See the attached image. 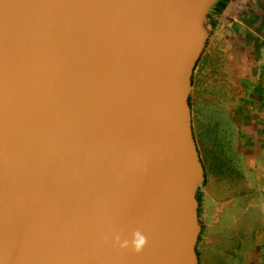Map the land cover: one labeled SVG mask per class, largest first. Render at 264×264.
Returning <instances> with one entry per match:
<instances>
[{"label":"water","instance_id":"water-1","mask_svg":"<svg viewBox=\"0 0 264 264\" xmlns=\"http://www.w3.org/2000/svg\"><path fill=\"white\" fill-rule=\"evenodd\" d=\"M221 1L0 0V264H199L189 98Z\"/></svg>","mask_w":264,"mask_h":264},{"label":"rangeland","instance_id":"rangeland-1","mask_svg":"<svg viewBox=\"0 0 264 264\" xmlns=\"http://www.w3.org/2000/svg\"><path fill=\"white\" fill-rule=\"evenodd\" d=\"M247 5L244 18H254V22L229 23L220 17L221 13L211 10L208 40L192 78V129L209 177L218 163L220 148L226 157L227 150L233 154L236 144H240L239 139L236 141V127H240V121L237 123L235 118L236 96L239 103L243 99V107L249 111L252 73L259 61L264 60L261 50L264 40L260 38L264 37V0H248ZM207 188L205 177L197 192L201 227L198 261L230 264L222 257L238 252L236 247L241 238L236 239L233 230L226 232L220 226V216L209 210Z\"/></svg>","mask_w":264,"mask_h":264},{"label":"crops","instance_id":"crops-1","mask_svg":"<svg viewBox=\"0 0 264 264\" xmlns=\"http://www.w3.org/2000/svg\"><path fill=\"white\" fill-rule=\"evenodd\" d=\"M247 1L229 0L220 17L229 23L254 22V18H244ZM251 86L249 111L243 99L239 103L236 96L235 100V118L240 121L236 141L240 144L233 154L227 150L226 157L220 148L212 176L204 165L209 210L220 216L226 232L233 230L235 238H241L238 252L222 257L230 264H264V60L253 71Z\"/></svg>","mask_w":264,"mask_h":264},{"label":"trees","instance_id":"trees-1","mask_svg":"<svg viewBox=\"0 0 264 264\" xmlns=\"http://www.w3.org/2000/svg\"><path fill=\"white\" fill-rule=\"evenodd\" d=\"M227 3H228V0H223L219 3H217L214 8H213V11H218V13H221L227 6ZM211 15V14H210ZM209 15V19L211 18V16ZM200 61V60H199ZM199 63V62H198ZM189 101H190V106H191V98H189ZM198 150V148H197ZM198 153H199V150H198ZM200 155V154H199ZM202 160V159H201Z\"/></svg>","mask_w":264,"mask_h":264},{"label":"clouds","instance_id":"clouds-1","mask_svg":"<svg viewBox=\"0 0 264 264\" xmlns=\"http://www.w3.org/2000/svg\"><path fill=\"white\" fill-rule=\"evenodd\" d=\"M144 244H145V238L141 235H138L135 243L136 249L139 251L144 246Z\"/></svg>","mask_w":264,"mask_h":264}]
</instances>
